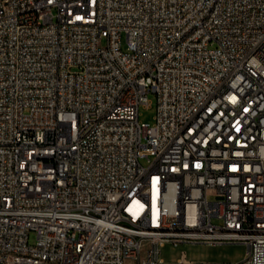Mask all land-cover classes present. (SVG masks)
Segmentation results:
<instances>
[{"label": "built area", "instance_id": "1", "mask_svg": "<svg viewBox=\"0 0 264 264\" xmlns=\"http://www.w3.org/2000/svg\"><path fill=\"white\" fill-rule=\"evenodd\" d=\"M166 242L264 264V0H0V264Z\"/></svg>", "mask_w": 264, "mask_h": 264}, {"label": "rangeland", "instance_id": "2", "mask_svg": "<svg viewBox=\"0 0 264 264\" xmlns=\"http://www.w3.org/2000/svg\"><path fill=\"white\" fill-rule=\"evenodd\" d=\"M123 48L127 50L125 35L123 36ZM148 105L140 106V120L152 125L156 123L157 96L149 93ZM143 164H148L147 159H142ZM34 237V233L31 234ZM248 247L243 243H173L166 242L160 247L159 258L164 263H176L181 259L191 262H219L221 264H235L247 255Z\"/></svg>", "mask_w": 264, "mask_h": 264}]
</instances>
